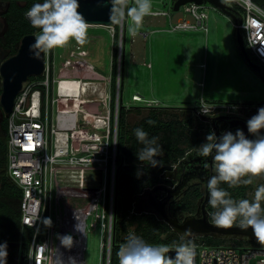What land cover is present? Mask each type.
Masks as SVG:
<instances>
[{
    "label": "built area",
    "instance_id": "1",
    "mask_svg": "<svg viewBox=\"0 0 264 264\" xmlns=\"http://www.w3.org/2000/svg\"><path fill=\"white\" fill-rule=\"evenodd\" d=\"M224 1L238 18L237 23L231 21L233 28L242 33L248 53L264 71V16L243 6L242 0ZM254 2L264 8V0ZM180 8L194 22L180 18L172 23L170 13L160 9H153L147 16H168L170 27L163 30L166 32L208 34V9L217 8L209 3H187ZM119 26L121 29L123 24ZM75 54L71 51L56 71L53 49L45 50L41 79L24 86L7 117L5 175L22 193L21 231L32 230L27 264H85L88 218L93 219L92 226L99 222L107 232L106 247L101 242L100 264H109L110 260L116 218L119 95H115L113 107L112 73L97 72L83 58L85 53ZM65 70L72 75L66 76ZM132 100L145 101L138 94L132 95ZM254 106L209 102L201 96L191 111L201 119L221 115L248 119ZM130 213L136 214L134 208ZM48 217L52 220L50 227L43 223ZM53 224L58 235L51 252ZM66 234L73 237L71 248L61 243L60 237ZM238 242L244 241L188 245L194 252L193 264H264V242ZM177 246H168L169 251L177 250Z\"/></svg>",
    "mask_w": 264,
    "mask_h": 264
},
{
    "label": "rangeland",
    "instance_id": "2",
    "mask_svg": "<svg viewBox=\"0 0 264 264\" xmlns=\"http://www.w3.org/2000/svg\"><path fill=\"white\" fill-rule=\"evenodd\" d=\"M7 1L42 2V0H0V12L5 7L4 2ZM173 2V0H152V10L168 11L172 23L180 18L194 22L191 15L184 13L183 8L173 11ZM208 16L209 32L207 35L202 31H163L170 27L168 16H145L143 26L136 34L128 31L127 22L121 29L119 26L116 69V84L119 85V89L116 91V96L119 95L120 99V84L124 72L122 98L117 99V105L120 101L119 106L125 108L128 128L137 124L152 108H159L166 112L165 117L173 115L179 118L187 115L193 117L189 107L197 104L201 96L209 102L255 105L254 109L249 111V117L255 114L261 105H264V82L246 64L241 55L235 41L236 31L231 20L222 12L211 8L208 9ZM113 27L88 26V28H100L101 32L88 38V43L84 45L70 41L63 47L54 48L56 71L60 63L73 51L76 54L85 53L83 58L88 59L97 72L108 75L111 70ZM200 64H203L204 68L200 67ZM64 74L72 75L69 70H65ZM199 83H203V87H200ZM134 94L140 95L145 101H133L132 95ZM187 103L190 106H184ZM117 118L119 120V112ZM205 127L206 124L198 131L202 142L206 137ZM259 184H264V174L254 177L244 198L253 199L255 189ZM92 221V218L86 221L84 259L85 264H100L101 242L106 247L107 232L102 231L99 222L92 226ZM57 235L58 229L53 224L50 236L51 252L54 249ZM161 238L164 239L165 236L162 235ZM197 240L205 246L235 241L233 239L216 240V238L215 240L205 238ZM238 243L250 245L246 242ZM180 244L182 243L178 245ZM171 245L173 244L167 246ZM49 264H52V261Z\"/></svg>",
    "mask_w": 264,
    "mask_h": 264
},
{
    "label": "clouds",
    "instance_id": "3",
    "mask_svg": "<svg viewBox=\"0 0 264 264\" xmlns=\"http://www.w3.org/2000/svg\"><path fill=\"white\" fill-rule=\"evenodd\" d=\"M107 3L111 5L110 21L114 25L127 22L128 31L132 34L143 26L144 17L152 13V0H107ZM242 3L249 10L264 16V8L254 0H242ZM79 7L80 0H42L32 4L25 16L38 29L34 43L29 46L35 50L34 55L63 47L72 40L80 45L88 43V22ZM147 123L153 125L155 121ZM246 128L247 134L241 128L223 131L219 136L215 131H209L204 142L196 147L195 154L204 158V167L211 168L213 173L206 182L213 223L241 229L251 227L257 236L264 239V184L256 187L251 200L236 199L228 191L241 184H252L254 177L264 174V106L247 119ZM133 133L142 145L135 153L137 160L147 162L152 168L159 166L158 157L163 154L159 136L150 135L143 126L133 129ZM143 173L138 166L136 175L139 177ZM222 184H227V188ZM43 223L50 227L52 220L48 217ZM60 239L62 245L72 247L73 237L70 234ZM168 251L167 245L151 244L133 231L118 251L119 264H193L194 252L188 244L177 246L174 259L166 255ZM6 257L7 243H0V264H6Z\"/></svg>",
    "mask_w": 264,
    "mask_h": 264
},
{
    "label": "trees",
    "instance_id": "4",
    "mask_svg": "<svg viewBox=\"0 0 264 264\" xmlns=\"http://www.w3.org/2000/svg\"><path fill=\"white\" fill-rule=\"evenodd\" d=\"M174 1V0H173ZM10 6L5 14L7 19V29L0 37V64L1 62L13 55L20 43L21 38L26 34H36L38 29L34 28L27 17L25 12L32 6L33 2L16 3L9 1ZM113 45L111 52V69H112V105L114 107L116 95V69L119 47V25H114ZM101 32L100 28H88V38L92 37L95 33ZM74 41V40H72ZM122 82L120 84V100L124 86V72L122 74ZM41 77H31L29 81L40 80ZM1 85V78H0ZM126 111L124 106H119V120L117 132V148L118 155L116 158L117 163V181H116V215L114 224V241L112 243L111 255L109 264H119L118 251L125 242L130 232L135 231L136 234L143 237V239L154 245H168V244H194L198 243L199 238L215 240L212 237H194V238H181L171 228L161 220H158L153 214H134L130 213L134 207L135 198L141 194L145 189L152 188L158 184L173 185L172 179L163 178L162 175L165 171H170L182 160L185 155L195 150L196 147L202 143V139L198 134L199 129L203 128L206 124V135L209 131H214L217 128L220 133L227 131V125L223 121L215 120L212 125V118L201 119L199 117L187 115L179 118L176 115L171 117L167 116L159 108H152L148 114L143 117L132 128H128L126 124ZM149 120L155 121V124L149 125ZM143 126L150 135L159 136V143L163 146V154L158 157L160 165L152 168L147 162H139L135 153L142 147L137 141L133 129ZM3 127L5 137L0 135V223L2 226L3 240H14L21 243L22 252L27 255L29 248L32 230L25 228L21 231L20 225V203L22 198L21 190L11 182L5 175L6 169V141H7V118L3 117ZM236 129H232L235 131ZM138 166L143 169V174L139 177L136 175ZM222 187L227 188V184H222ZM249 185H239L234 188H229L228 191L236 199L245 197ZM201 196L199 190L189 192L184 202L171 206V214H175L177 210H183L188 213L196 211V203ZM206 209L209 213V219L212 221L213 209L207 203ZM135 225V226H134ZM134 226L133 229L131 227ZM165 238L162 239L161 236ZM161 238V239H160ZM219 240V239H216ZM17 251L15 248H7V256L12 254L10 251ZM19 264H27V258H24Z\"/></svg>",
    "mask_w": 264,
    "mask_h": 264
},
{
    "label": "water",
    "instance_id": "5",
    "mask_svg": "<svg viewBox=\"0 0 264 264\" xmlns=\"http://www.w3.org/2000/svg\"><path fill=\"white\" fill-rule=\"evenodd\" d=\"M187 3H196L202 5L209 3L217 8L232 22L237 23L238 18L234 12L228 7L224 0H174L172 3V10L178 11L182 5ZM111 5L107 0H80L79 11L84 15L88 26L111 27L114 24L109 19V9ZM120 30V29H119ZM36 34L24 35L16 52L13 55L5 58L0 64V111L3 117H8L12 111L15 97L21 92L24 86L29 82L31 77H39L43 74L45 66V51L34 55L33 49H30L35 41ZM235 41L238 49L243 56L246 64L258 74L260 79L264 82V71L260 64H258L248 53L242 33L237 30L235 32ZM223 121L227 125V130L241 128L247 134L246 121L247 119L232 118L230 116L221 115L212 118V125L214 121ZM219 136L221 133L217 128H213ZM211 161V157L207 158ZM189 165L194 168L204 170V158L197 157L195 150L190 151L185 157L178 162L177 166ZM176 166V167H177ZM173 170L165 171L163 178L175 180ZM179 190V184L170 188L164 184H158L152 188L145 189L141 194L135 198L134 211L136 214L150 213L158 220L164 221L177 235L181 238L194 237H212L223 240H240L244 242H264V239L257 236L251 227L241 229L236 226L223 227L218 226L210 221L209 213L206 209L208 203V191H206L203 203L198 202L197 209L194 214L177 212L171 214V205H167L168 200ZM162 192L164 198H158L155 194ZM150 194V195H148ZM176 250L169 251V257L175 258Z\"/></svg>",
    "mask_w": 264,
    "mask_h": 264
},
{
    "label": "flooded vegetation",
    "instance_id": "6",
    "mask_svg": "<svg viewBox=\"0 0 264 264\" xmlns=\"http://www.w3.org/2000/svg\"><path fill=\"white\" fill-rule=\"evenodd\" d=\"M4 3H5V7L3 8V11L0 12V18H1L0 37H3V35L7 29V19H6L5 14L9 8V6H10L9 1L4 2ZM0 135H2V137H5L4 127H3V116L1 115V111H0ZM177 165H175V166H177ZM212 174L213 173L211 171V168H208V169L204 168V170H202L199 168L191 167L189 165L177 166L176 170L174 172V175H173L175 177V180H173L174 184L173 185L164 184L170 188H173V186H175L176 184H179V190H177L175 192V194L168 200L167 205L170 204L171 206H176L177 204L184 202V199L189 192H195V191L199 190L201 192V196L198 198L197 203H196V209H197L198 202L202 198H203V200L205 199V195H206V191H207L206 182H207L209 176ZM0 177H1V170H0ZM148 195H150V194H148ZM155 195L161 199V198H164L166 194H164L162 192H157ZM203 200L200 201V204L203 203ZM177 212H184L185 213V211L180 210V209L177 210L175 212V214ZM194 213H192V214H194ZM147 214H150V213H147ZM2 233H3V230H2L1 223H0V243L6 242L7 248L17 247V251L15 253H14L13 249H12V251H10L12 256L6 257V264H19L21 261H24L25 260L24 258L26 257V255H24V253L22 252L21 243H17L14 240H3L2 235H1Z\"/></svg>",
    "mask_w": 264,
    "mask_h": 264
},
{
    "label": "crops",
    "instance_id": "7",
    "mask_svg": "<svg viewBox=\"0 0 264 264\" xmlns=\"http://www.w3.org/2000/svg\"><path fill=\"white\" fill-rule=\"evenodd\" d=\"M200 65H202V64H200ZM200 65H199V66H200ZM110 73H112V69L110 70ZM142 98H143V97H142ZM143 99H144V98H143ZM144 100H145V99H144ZM195 104H196V103H195ZM195 104H194V105H195ZM194 105H191V106H190V105L187 103V104L184 105V106H186V107L190 106L189 108H191V107H193Z\"/></svg>",
    "mask_w": 264,
    "mask_h": 264
}]
</instances>
